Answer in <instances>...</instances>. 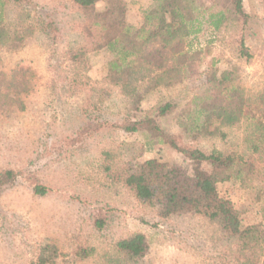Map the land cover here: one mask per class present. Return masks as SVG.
Instances as JSON below:
<instances>
[{"label":"rangeland","instance_id":"obj_1","mask_svg":"<svg viewBox=\"0 0 264 264\" xmlns=\"http://www.w3.org/2000/svg\"><path fill=\"white\" fill-rule=\"evenodd\" d=\"M124 1L132 5L128 13L133 24L137 15L142 17L154 5V0ZM189 1L200 31L176 45L151 44L143 67L151 73L160 71L178 47L199 53L194 74L185 73L181 84L171 89L144 92L145 84L140 83V95L133 99L104 80L107 52L93 55L88 69L78 70L67 60L65 51L82 42L81 17L67 0H29L19 5L0 0V18L8 23H36L42 14L59 32L54 40L35 32L17 52L0 49V171L12 169L18 174L0 192V264H34L46 240L60 253L57 264H113L114 243L135 232L144 234L149 244L137 264H239L236 244L221 235L216 223L191 214L159 218L101 167L104 152H112L117 164L126 162L132 170L147 158L172 163L181 159L178 155L163 146L147 149L144 134L105 126L91 136L76 137L91 117L109 123L142 118L165 100L173 101L176 111L185 106L187 110L193 98L208 88L203 73L211 62L219 70L235 68L234 83L264 110V0H242L246 19H238L225 0ZM104 7L100 0L96 10ZM241 49L247 50V57L240 55ZM173 113L157 119L168 131H177ZM248 130V122L242 120L222 128L224 138L203 137L196 145L207 152L243 156ZM210 170L202 162L190 164L188 172ZM260 173L264 183V161ZM29 180L43 184L48 192L35 195ZM260 188L256 182L242 187L235 180L217 185L219 195L239 212L242 228L264 227ZM81 248L94 251L76 260L74 253Z\"/></svg>","mask_w":264,"mask_h":264},{"label":"trees","instance_id":"obj_2","mask_svg":"<svg viewBox=\"0 0 264 264\" xmlns=\"http://www.w3.org/2000/svg\"><path fill=\"white\" fill-rule=\"evenodd\" d=\"M19 5L29 0H7ZM71 10L81 17L79 34L82 42L65 51L67 60L76 68H89V59L101 51L109 54L102 75L111 86L129 98H138V87L144 83V92L156 88L171 89L181 84L183 75L194 74L193 62L199 53L179 51L160 71L144 70L143 61L149 46L176 45L194 33L192 7L189 0H154V5L141 17V24L133 26L127 22L124 0H104L105 7L98 11L100 0H67ZM238 19H246L242 0H225ZM1 11V7H0ZM36 23L12 24L0 18V49L9 52L22 50L35 32L50 39H57L58 28L50 19L39 14ZM200 25L199 23L197 24ZM215 28L217 24L214 23ZM240 55L247 57V50ZM235 68L219 70L212 62L204 71V84L208 87L203 95L196 96L188 105L176 111L171 100L155 105L142 118L124 117L119 122L109 123L99 118H89L77 130V140L91 136L104 126L121 133L144 134L149 150L164 147L181 159L172 163L151 157L132 170L126 162L116 163L112 152H104L101 167L111 179L121 182L143 205L153 208L159 218L174 215H197L219 228L221 235L237 246L239 264H264V227L250 225L241 227L240 214L232 202L219 195L217 185L235 180L240 186L264 183L260 164L264 161V110L244 97L234 83ZM86 79V78H85ZM176 111V112H175ZM174 112V113H173ZM174 114L177 131H168L160 126L158 118ZM246 120L249 130L243 137V156L232 153L202 150L196 142L203 137L224 138V127H233ZM76 141V140H75ZM142 154V153H140ZM205 162L209 173L189 174L190 164ZM17 172L12 169L0 171V192L10 186ZM30 182V180H29ZM33 193L44 196L48 188L36 181L30 182ZM149 248L146 236L135 232L117 240L113 245V264H137ZM92 248H81L74 253L76 260H83L93 253ZM235 252V253H236ZM60 253L57 247L46 240L40 246L34 264H57Z\"/></svg>","mask_w":264,"mask_h":264},{"label":"crops","instance_id":"obj_3","mask_svg":"<svg viewBox=\"0 0 264 264\" xmlns=\"http://www.w3.org/2000/svg\"><path fill=\"white\" fill-rule=\"evenodd\" d=\"M153 2V1H152ZM136 5H137V8H140V6H139V4L138 3H135ZM131 4L129 5V3L126 5V17H127V22L129 23V24H131V25H133V26H139L140 24H141V20H140V18H141V15L140 16H138L137 15V22H135V24H133L131 21H130V18H129V13H128V11H129V9H131ZM102 52V51H101ZM99 54V53H98ZM97 55V54H96Z\"/></svg>","mask_w":264,"mask_h":264}]
</instances>
